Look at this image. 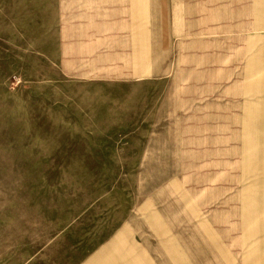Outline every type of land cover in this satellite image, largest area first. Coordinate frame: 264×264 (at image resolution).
Instances as JSON below:
<instances>
[{"label": "rangeland", "instance_id": "rangeland-1", "mask_svg": "<svg viewBox=\"0 0 264 264\" xmlns=\"http://www.w3.org/2000/svg\"><path fill=\"white\" fill-rule=\"evenodd\" d=\"M102 1L0 0V264H264L250 0Z\"/></svg>", "mask_w": 264, "mask_h": 264}, {"label": "crops", "instance_id": "crops-1", "mask_svg": "<svg viewBox=\"0 0 264 264\" xmlns=\"http://www.w3.org/2000/svg\"><path fill=\"white\" fill-rule=\"evenodd\" d=\"M110 2L111 0H103ZM147 0H127L126 6L122 5L123 11L129 13V20L131 15L136 11L138 17L146 16V2ZM120 3V2H118ZM111 10L107 15H112ZM140 14V16H139ZM142 14V15H141ZM250 26L244 34V62L241 73V96L239 98L240 104V116H241V147L244 148V153L248 158L247 163H251L252 157V141L250 136L252 134V118L256 116H264V0H250ZM131 36V35H130ZM128 40V44H131V37ZM152 48V46H151ZM153 51V50H152ZM125 56L129 61L138 65L141 63L137 56V53L131 48L125 49ZM228 52L225 58L222 59V63L228 61L230 57ZM132 59H134L132 61ZM259 111V112H258ZM221 172L224 173V168H221ZM244 217L246 221V213L248 216L247 226L251 225L253 220V211L248 204L244 205ZM263 235V234H262Z\"/></svg>", "mask_w": 264, "mask_h": 264}]
</instances>
